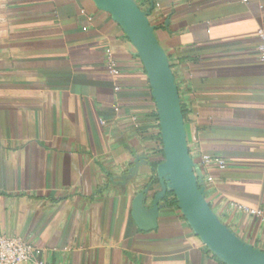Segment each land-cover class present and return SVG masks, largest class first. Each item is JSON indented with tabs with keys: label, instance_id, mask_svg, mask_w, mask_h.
<instances>
[{
	"label": "crops",
	"instance_id": "1",
	"mask_svg": "<svg viewBox=\"0 0 264 264\" xmlns=\"http://www.w3.org/2000/svg\"><path fill=\"white\" fill-rule=\"evenodd\" d=\"M151 6L207 198L264 251V221L235 207L264 208V0L141 8ZM159 127L143 63L111 14L93 0H0V235L57 264H222L178 206L161 210L156 229L134 219V198L164 160ZM204 154L227 168L205 166Z\"/></svg>",
	"mask_w": 264,
	"mask_h": 264
},
{
	"label": "water",
	"instance_id": "2",
	"mask_svg": "<svg viewBox=\"0 0 264 264\" xmlns=\"http://www.w3.org/2000/svg\"><path fill=\"white\" fill-rule=\"evenodd\" d=\"M111 14L137 50L147 73L161 128L164 160L156 176L133 200V216L145 231L159 226L163 208L176 201L202 242L225 264H264V251L241 238L212 208L203 178L195 170L176 76L157 26L136 0H93Z\"/></svg>",
	"mask_w": 264,
	"mask_h": 264
},
{
	"label": "built area",
	"instance_id": "3",
	"mask_svg": "<svg viewBox=\"0 0 264 264\" xmlns=\"http://www.w3.org/2000/svg\"><path fill=\"white\" fill-rule=\"evenodd\" d=\"M241 3H248L250 0H237ZM258 38V57L262 64H264V27H259L257 30ZM107 60L109 68L112 73L117 74L119 72L117 64L113 58L110 49L107 50ZM137 120V117H133ZM159 122V118H158ZM159 130L160 127H159ZM202 163L211 168H218L224 170L227 168V161L220 157L210 154H204L202 156ZM213 176L207 177V182H213ZM236 208L244 213L252 215L261 221H264V208L251 207L249 205L238 203L235 205ZM33 262L34 264H57L54 262H48L44 259H40L37 254L36 246L29 240L20 236H7L0 235V264H27Z\"/></svg>",
	"mask_w": 264,
	"mask_h": 264
},
{
	"label": "trees",
	"instance_id": "4",
	"mask_svg": "<svg viewBox=\"0 0 264 264\" xmlns=\"http://www.w3.org/2000/svg\"><path fill=\"white\" fill-rule=\"evenodd\" d=\"M155 2V0H142L141 2H139V5L141 6V7H143V6H145V5H147V4H151V3H154ZM171 66H172V68H173V71H174V64H172L171 63ZM175 73V72H174ZM175 76H176V74H175ZM182 104V103H181ZM182 110H183V114H184V117H185V109H184V105L182 104ZM173 205H176L177 206V203H176V201H174L173 202ZM221 263L222 264H225L224 262H222L221 261Z\"/></svg>",
	"mask_w": 264,
	"mask_h": 264
}]
</instances>
